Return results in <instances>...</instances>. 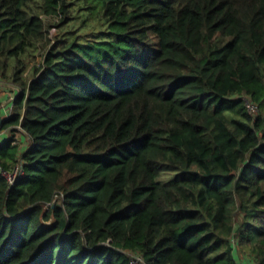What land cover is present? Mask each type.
<instances>
[{"label":"trees","instance_id":"1","mask_svg":"<svg viewBox=\"0 0 264 264\" xmlns=\"http://www.w3.org/2000/svg\"><path fill=\"white\" fill-rule=\"evenodd\" d=\"M1 86L0 264H264V0H0Z\"/></svg>","mask_w":264,"mask_h":264},{"label":"rangeland","instance_id":"2","mask_svg":"<svg viewBox=\"0 0 264 264\" xmlns=\"http://www.w3.org/2000/svg\"><path fill=\"white\" fill-rule=\"evenodd\" d=\"M96 24H97V23H96ZM96 24L93 22V26L89 27L88 29H85V30H87L86 32H91V31L96 32V31H97V28H98V26H97L98 24H97V25H96ZM55 35H56V28H52L51 31H50L49 37H50V38H53ZM41 58H42V56L40 55V56H38L37 60L40 61ZM10 90H11V89H9L7 86H1V87H0V97L4 96V94L11 93ZM5 107H6V109H7L6 111H9V109H10V105L8 106V105L6 104ZM22 135H24L22 132L17 133V136L19 137V141L22 140V138H21ZM172 175H173L172 172L163 173V174L160 176V179H161V180H164L165 178H168L169 176H172Z\"/></svg>","mask_w":264,"mask_h":264},{"label":"built area","instance_id":"3","mask_svg":"<svg viewBox=\"0 0 264 264\" xmlns=\"http://www.w3.org/2000/svg\"><path fill=\"white\" fill-rule=\"evenodd\" d=\"M248 105L250 109H254L255 106H253L252 104H250V102L248 101ZM6 177L9 179L10 182H13L15 180L16 177H18L19 174H24V169L22 167L21 164H18L17 167L11 171V172H4ZM132 264H146L145 261L143 260V258L141 256H133Z\"/></svg>","mask_w":264,"mask_h":264},{"label":"crops","instance_id":"4","mask_svg":"<svg viewBox=\"0 0 264 264\" xmlns=\"http://www.w3.org/2000/svg\"><path fill=\"white\" fill-rule=\"evenodd\" d=\"M0 98L4 101L2 103V107H4V109L7 110L5 106L8 103V101H10V99L12 98V93L4 94V96H2ZM238 259L240 261V264H254V262L252 261V259L248 255L238 256Z\"/></svg>","mask_w":264,"mask_h":264}]
</instances>
